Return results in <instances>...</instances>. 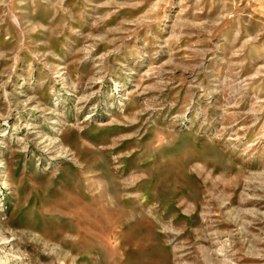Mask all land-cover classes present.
Listing matches in <instances>:
<instances>
[{"label":"rangeland","instance_id":"rangeland-1","mask_svg":"<svg viewBox=\"0 0 264 264\" xmlns=\"http://www.w3.org/2000/svg\"><path fill=\"white\" fill-rule=\"evenodd\" d=\"M0 264H264V0H0Z\"/></svg>","mask_w":264,"mask_h":264}]
</instances>
